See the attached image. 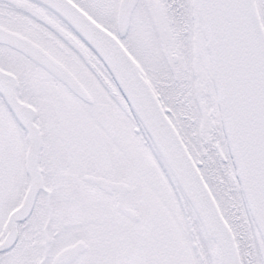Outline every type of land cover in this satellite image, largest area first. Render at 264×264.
<instances>
[{"label":"snow or ice","instance_id":"obj_1","mask_svg":"<svg viewBox=\"0 0 264 264\" xmlns=\"http://www.w3.org/2000/svg\"><path fill=\"white\" fill-rule=\"evenodd\" d=\"M0 264H264V0H0Z\"/></svg>","mask_w":264,"mask_h":264}]
</instances>
